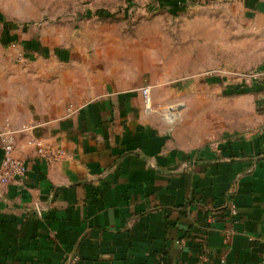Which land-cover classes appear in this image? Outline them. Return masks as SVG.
I'll list each match as a JSON object with an SVG mask.
<instances>
[{"label":"crops","instance_id":"crops-1","mask_svg":"<svg viewBox=\"0 0 264 264\" xmlns=\"http://www.w3.org/2000/svg\"><path fill=\"white\" fill-rule=\"evenodd\" d=\"M228 1L264 68V0ZM39 76L0 74V132L19 130L28 166L0 182V264H264V80L248 93L255 120L233 134L157 115L131 64L73 108L65 74ZM36 142L62 158L47 162ZM3 153L0 136V164Z\"/></svg>","mask_w":264,"mask_h":264},{"label":"rangeland","instance_id":"rangeland-1","mask_svg":"<svg viewBox=\"0 0 264 264\" xmlns=\"http://www.w3.org/2000/svg\"><path fill=\"white\" fill-rule=\"evenodd\" d=\"M195 1L0 0V74L35 72L60 83L65 74L73 108L89 95L86 85L100 92L131 64V81L152 87L157 115L174 121L184 111L191 124L222 132L230 123L237 133L256 114L253 91L234 92L252 83L242 86L234 73L259 68L257 43L239 7Z\"/></svg>","mask_w":264,"mask_h":264},{"label":"built area","instance_id":"built-area-1","mask_svg":"<svg viewBox=\"0 0 264 264\" xmlns=\"http://www.w3.org/2000/svg\"><path fill=\"white\" fill-rule=\"evenodd\" d=\"M193 0H185L182 5L190 4ZM195 1V0H194ZM196 2V1H195ZM236 79L244 84L254 85L258 81L264 80V68H258L250 72L234 73ZM246 86V85H245ZM145 102L150 104L151 102V86H144L142 88ZM19 130L7 127L0 132V136L3 140V158L0 164V182L3 185H7L13 181L24 178L28 174V166L22 159L15 156V144L16 135ZM38 147V155L47 162H55L62 158V154L59 150H56L41 142H36ZM64 264H82L81 257L79 255H69L66 257Z\"/></svg>","mask_w":264,"mask_h":264},{"label":"trees","instance_id":"trees-1","mask_svg":"<svg viewBox=\"0 0 264 264\" xmlns=\"http://www.w3.org/2000/svg\"><path fill=\"white\" fill-rule=\"evenodd\" d=\"M166 1L169 2V3H171V4H173V5H179L180 3H184L185 2V0H166ZM183 6H185V5H183ZM236 90L237 91H234V92H241V91L242 92H251V91H254L255 89L252 86V87L245 88V89H242V87L241 88L240 87H237Z\"/></svg>","mask_w":264,"mask_h":264}]
</instances>
